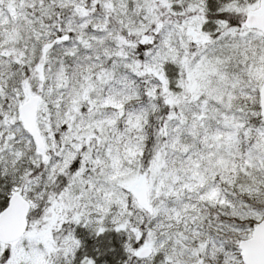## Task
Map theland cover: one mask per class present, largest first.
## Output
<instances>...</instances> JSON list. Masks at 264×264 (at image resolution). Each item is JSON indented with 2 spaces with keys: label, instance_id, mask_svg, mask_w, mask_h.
I'll list each match as a JSON object with an SVG mask.
<instances>
[{
  "label": "snow or ice",
  "instance_id": "obj_1",
  "mask_svg": "<svg viewBox=\"0 0 264 264\" xmlns=\"http://www.w3.org/2000/svg\"><path fill=\"white\" fill-rule=\"evenodd\" d=\"M0 264H264V0H0Z\"/></svg>",
  "mask_w": 264,
  "mask_h": 264
}]
</instances>
